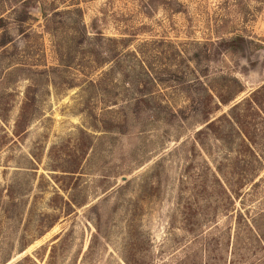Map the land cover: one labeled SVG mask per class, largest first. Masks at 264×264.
I'll return each instance as SVG.
<instances>
[{"label":"rangeland","instance_id":"obj_1","mask_svg":"<svg viewBox=\"0 0 264 264\" xmlns=\"http://www.w3.org/2000/svg\"><path fill=\"white\" fill-rule=\"evenodd\" d=\"M263 84L264 0H0V264H264Z\"/></svg>","mask_w":264,"mask_h":264},{"label":"trees","instance_id":"obj_2","mask_svg":"<svg viewBox=\"0 0 264 264\" xmlns=\"http://www.w3.org/2000/svg\"><path fill=\"white\" fill-rule=\"evenodd\" d=\"M244 38L241 36H236L231 40L224 41V44L235 45L241 42H244ZM264 93V84L259 88L252 91L247 97L234 102L228 110L227 115H223V119L227 122L234 125L237 130V133L240 135V140L238 142V153H243L244 150L250 152L252 155L257 154L258 150L262 151L264 148V118L262 117L261 121L256 124L255 130L252 131V126L249 122L246 121V118L250 117L252 114V110L261 111L262 106V97ZM234 97H230L229 99H223L222 103H228ZM260 117V116H259ZM20 119H23V115L20 116ZM213 122H209L206 126L211 127ZM254 127V126H253ZM258 155V154H257ZM98 231V227H96V233Z\"/></svg>","mask_w":264,"mask_h":264}]
</instances>
